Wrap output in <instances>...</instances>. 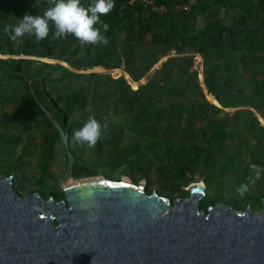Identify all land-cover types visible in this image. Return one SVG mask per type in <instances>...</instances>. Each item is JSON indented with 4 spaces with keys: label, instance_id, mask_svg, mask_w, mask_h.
I'll return each mask as SVG.
<instances>
[{
    "label": "trees",
    "instance_id": "obj_1",
    "mask_svg": "<svg viewBox=\"0 0 264 264\" xmlns=\"http://www.w3.org/2000/svg\"><path fill=\"white\" fill-rule=\"evenodd\" d=\"M187 1L156 0L167 8L165 13L159 14L149 11L138 0L133 3L115 0L114 10L101 16L109 25L104 33L109 39L107 45L84 43L73 35L61 39L49 35L35 45L30 44V37L25 35L24 44L32 54L49 58L63 57L76 44L66 58L70 65L78 69L93 68L104 62L106 68H117L125 61L124 69L134 81H140L170 49H175L176 54L200 53L204 59L207 93L214 95L222 107L207 99L193 55L169 57L137 89L124 77L81 74L63 65L54 67L46 77L32 81V87L68 136L75 161V178L96 174L72 148L74 128L78 125L71 120L69 111L73 108H62L59 99L50 92L60 93L58 86L64 82L69 86H65L68 102L79 103L80 110L88 117L93 111H107L109 103L103 91L118 94L117 110H123L126 113L123 119L134 121L138 128L137 134H130L128 138L138 142L129 144L128 138L121 142L120 135L109 126L105 138H111L112 143L104 147V142H99L98 148L115 161L126 152L148 160L153 176H160L161 182L171 189L165 196L172 199L189 196L185 187L204 178L203 210L221 201L232 204L237 210H244L247 204L261 207L264 189L257 188L264 185V175L242 199L237 197L235 189L247 182L248 176L255 175L252 165L264 167V125L256 113L264 118V0H259L260 5H254L252 0H197L188 11L177 9V5ZM81 2L87 6L94 0ZM48 7V0H34L7 9L18 15H34L39 8L44 12ZM200 20L202 25H198ZM96 26L103 32L102 25ZM5 41L10 43L9 48L3 49L0 43V54H15L12 40L7 36ZM117 46L120 50L113 53L112 48ZM93 47L99 48L93 52ZM133 56L134 63H130ZM50 66L52 64L37 59L0 58V121L12 119L27 129L28 121L39 117L38 134L29 136L31 145L39 146L44 157L40 166L47 171L49 163L56 159L53 152L60 143L63 174L67 166L64 143L57 128L34 100L28 85L29 78L44 75ZM81 78L88 79L86 87L77 85ZM3 79H7L8 85H4V89ZM104 82L109 84L108 88ZM101 86L103 96L95 98ZM10 106L13 111L9 112ZM228 108L235 109L231 113ZM97 116L99 120L100 115ZM145 187L149 193L157 190L151 185ZM225 190L230 192L228 199L224 198ZM44 197L63 200L65 192L59 187Z\"/></svg>",
    "mask_w": 264,
    "mask_h": 264
},
{
    "label": "water",
    "instance_id": "obj_2",
    "mask_svg": "<svg viewBox=\"0 0 264 264\" xmlns=\"http://www.w3.org/2000/svg\"><path fill=\"white\" fill-rule=\"evenodd\" d=\"M66 55L52 59L44 75L28 79L66 149L67 166L59 177L65 199L22 194L13 177L0 171V264H264V197L258 211L224 201L205 211L204 178L188 186L189 196L172 199L149 193L130 177H74L68 136L31 84Z\"/></svg>",
    "mask_w": 264,
    "mask_h": 264
},
{
    "label": "rangeland",
    "instance_id": "obj_3",
    "mask_svg": "<svg viewBox=\"0 0 264 264\" xmlns=\"http://www.w3.org/2000/svg\"><path fill=\"white\" fill-rule=\"evenodd\" d=\"M34 0H0V43L3 45V49H8L10 43L5 41L7 38V35L4 34L3 30L1 31L2 27L8 25V24H17L19 23V19H22L24 17V13L15 14L8 8H14L17 4H26L33 2ZM29 9H31L30 6H28ZM43 10L38 9V13L34 15H42ZM28 36V35H27ZM30 37V44H37L39 41L35 39L34 36ZM41 42V41H40ZM13 49L16 51L15 54H3L0 56V58H15L23 59L25 57H28L29 59L36 60V58H39V61L41 63H50L52 64V58L47 57H41L37 54H32L30 50L27 49L26 45L24 44L23 38L18 39L17 41L13 42ZM37 48V46H36ZM99 47H93L94 52L98 50ZM36 50V49H35ZM33 52H35L33 50ZM59 59V58H58ZM110 59V58H109ZM18 62V61H17ZM100 69V70H99ZM104 69L102 66L98 68L89 69L92 72H107L103 71ZM88 69H85L86 72H90ZM114 71V70H113ZM5 81V84H2V88L5 87L4 85H7V79H3ZM88 80V79H87ZM86 79H81L78 81L77 85H87ZM14 81H12V85ZM106 84V87H109V84L107 82H104ZM132 83V88H136L137 84L134 82ZM66 82L59 85L60 87V93H56L54 90H50V92L55 96V98L59 99L61 102L62 108L69 110L71 115V120L74 122H78V125L75 126V130L83 127L84 123L88 120L87 113H84L80 110V104L75 102L74 104L69 103L67 100V91H65V85ZM136 85V86H134ZM113 86V85H112ZM6 87V88H7ZM79 87V86H78ZM97 90V86L93 87ZM104 88V87H103ZM102 86L99 87V91L96 92L95 98H98L102 95ZM4 89V88H3ZM69 92V91H68ZM72 92V91H71ZM106 94V102L109 103L107 106V111L100 110L98 108H92L100 111H93V113H88L89 116H94L98 119L97 115H100L99 120L103 123L105 120L110 124L109 126L114 130L117 131V133L120 135V141H126L128 136L130 134H137V127L133 126L131 127L130 123L127 120H124L123 117H125L126 113L123 110H117V96L114 92L110 93L109 91H103V94ZM85 94L88 96V99L91 101L87 89H85ZM97 95V97H96ZM209 98L213 101L215 99L212 96H209ZM111 100V101H110ZM115 102V103H114ZM90 107V103H89ZM112 107V108H111ZM10 111H13V106H10L7 108ZM235 108H229L228 111L232 113V111ZM52 113V112H51ZM2 115V114H1ZM87 116V117H85ZM260 123L264 125V119L260 120ZM133 125V123H132ZM41 126V121L39 117H34L33 119H30L28 121V128L25 129L12 119L4 120L2 119L0 121V171L3 173L4 177H13V183L15 189H17L22 194H29L32 192H36L38 194H41L42 196H45L46 194H50V192H53L54 190L61 187L59 182V177L62 175V166L61 162L63 160V155L61 149V144L57 145L53 152V157H55L54 163H49L48 170L44 171L41 168V162H43L44 157L39 149V146L35 145L34 147L31 145L32 140H30L29 136L37 135L38 134V128ZM2 131V132H1ZM8 132V134L6 133ZM11 132V133H10ZM60 135V134H59ZM61 137V136H60ZM111 139V138H110ZM109 138L104 137L99 142H104V147H109V144L112 143V141ZM39 141L38 139L36 140ZM99 142L94 148H87V146L81 147L79 144L72 142V148L76 150L77 156L82 158V160L86 163L89 169H92V172L96 175H101L108 177L113 180H119L124 179L125 177H130L133 180H140V183L155 187L157 192L164 195L171 192V189L164 185L161 182L160 176H153V172L151 173L150 170V163L147 162L148 160H142L138 156L131 155L130 152H126V154L121 153L119 159L111 160L109 158L108 154L101 153L98 146ZM129 144L134 143L136 144L138 142L137 139L134 138H128L127 141ZM56 155V156H55ZM11 173V175H8ZM165 177V176H164ZM165 179H168L165 177ZM202 182V178H200V181ZM191 182L190 184H192ZM189 184V185H190ZM64 185H67L65 183ZM188 185V186H189ZM188 186L185 188L188 189ZM62 188V187H61ZM264 189V185H260L257 189ZM215 190L217 191V185L213 187L212 191L215 193ZM211 191V194H214ZM187 197V195H186ZM263 199V198H262ZM232 205V204H230ZM250 206L249 204L246 205V208ZM252 207V206H251ZM262 207V206H261ZM261 207H253L255 211H258ZM245 208V209H246Z\"/></svg>",
    "mask_w": 264,
    "mask_h": 264
},
{
    "label": "clouds",
    "instance_id": "obj_4",
    "mask_svg": "<svg viewBox=\"0 0 264 264\" xmlns=\"http://www.w3.org/2000/svg\"><path fill=\"white\" fill-rule=\"evenodd\" d=\"M49 7L42 15L25 14L17 24H8L4 32L13 42L25 35L34 36L36 40L42 41L48 38L51 27L54 26V39L75 36L84 43L109 44V39L104 35L109 25L101 20V16L109 14L115 8V0H94L93 3L85 6L81 0H48ZM102 25L103 32L100 27ZM109 124L103 123L90 116L83 127L73 133V141L81 147L94 148L97 143L109 131ZM254 176H248L245 183H241L235 192L238 198H244L250 191L251 186L264 175V167L252 165ZM224 198L228 199L230 192L225 190ZM95 258V257H94ZM93 258V260H94Z\"/></svg>",
    "mask_w": 264,
    "mask_h": 264
},
{
    "label": "crops",
    "instance_id": "obj_5",
    "mask_svg": "<svg viewBox=\"0 0 264 264\" xmlns=\"http://www.w3.org/2000/svg\"><path fill=\"white\" fill-rule=\"evenodd\" d=\"M253 1V4L254 5H260V3H259V0H252ZM198 25H202V21L200 20L199 21V24ZM54 27H51V30H50V33H49V35H52L53 36V32L55 31L54 29H53ZM76 46V44L73 46V48ZM73 48H70L69 50H68V52L65 54L66 55V57H65V62L63 63V64H59V65H63V66H65L66 68H68L69 70H71V71H73V72H76V73H81V74H87V73H97V74H99V75H103V74H110L112 77H114V78H118V77H124L126 80H127V82L128 83H130L131 84V87H132V83L131 82H134V83H136L137 84V86L136 85H134V86H136V88H133V89H137L138 88V86L140 85V84H142V83H145L147 80H148V78H150L151 76H152V74L155 72V70L156 69H160L161 67H162V63L165 61V60H167L169 57H171V56H177V55H193L194 57H195V63H196V66H198L199 68H200V82H201V85H202V87H203V89H204V91H205V93H206V97H207V99L209 100V101H211L212 103H215V104H217L218 106H220V107H222L221 105H220V103L218 102V100L216 99V97L214 96V95H212V94H208L207 93V90H206V87H205V82H204V74H203V69H204V59H203V56L200 54V53H192V52H188V53H183V54H176L175 52V49H170L169 50V52L165 55V56H163L142 78H141V80L140 81H134L133 80V78L130 76V74L124 69L125 67V64H126V62L124 61L123 62V65H121V67H117V68H106V66H105V63L103 62V63H101L100 65H98V66H95V67H93V68H98V67H103L104 69H102L103 71H107V72H102L101 71V73H99V72H92L91 70H89V69H92L93 70V68H89V67H87V66H82V68H80V69H78V68H76V67H74V66H72V65H70L67 61H66V58H67V56H68V54L73 50ZM120 50V46H117V48H112V52L114 53H118V51ZM92 51L94 52V50L92 49ZM1 55H3V54H0V56ZM64 55V56H65ZM25 58H28V57H25ZM47 58H49V57H47ZM62 58V57H61ZM37 60H39V58H36ZM52 59H58V58H52ZM134 60H135V57L133 56V57H131V61H130V63H134ZM52 61V60H51ZM54 68V67H53ZM52 68V69H53ZM85 69H88L90 72H86L85 73ZM100 70V69H99ZM114 70V71H113ZM81 79H86V78H81ZM80 79V80H81ZM209 96H212L214 99H215V101H213V100H211L210 98H209ZM111 101V100H110ZM217 101V102H216ZM243 108H245V107H243ZM229 109V108H228ZM227 109V110H228ZM233 112V111H232ZM257 113V116L259 117V119L261 120V119H264L258 112H256ZM129 123H130V125H131V127H133V126H136L135 125V122L134 121H128ZM132 123H133V125H132Z\"/></svg>",
    "mask_w": 264,
    "mask_h": 264
},
{
    "label": "built area",
    "instance_id": "obj_6",
    "mask_svg": "<svg viewBox=\"0 0 264 264\" xmlns=\"http://www.w3.org/2000/svg\"><path fill=\"white\" fill-rule=\"evenodd\" d=\"M137 0H130L131 3L135 2ZM140 1L144 7H146L151 12H156L159 14L165 13L167 11V8L164 5H160L156 2V0H138ZM197 3V0H188L187 2L183 4L177 5L178 10H184L188 11L192 8L193 5Z\"/></svg>",
    "mask_w": 264,
    "mask_h": 264
},
{
    "label": "bare ground",
    "instance_id": "obj_7",
    "mask_svg": "<svg viewBox=\"0 0 264 264\" xmlns=\"http://www.w3.org/2000/svg\"><path fill=\"white\" fill-rule=\"evenodd\" d=\"M124 180L127 181V182H130L129 179H128L127 177H125ZM72 182H73L72 180H69V181L66 182V183H67V185H69V184H71Z\"/></svg>",
    "mask_w": 264,
    "mask_h": 264
}]
</instances>
